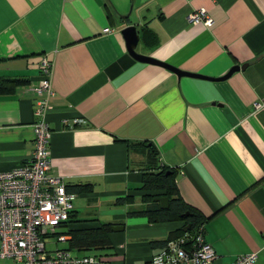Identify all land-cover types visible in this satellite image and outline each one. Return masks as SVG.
Returning a JSON list of instances; mask_svg holds the SVG:
<instances>
[{
	"label": "crops",
	"instance_id": "crops-1",
	"mask_svg": "<svg viewBox=\"0 0 264 264\" xmlns=\"http://www.w3.org/2000/svg\"><path fill=\"white\" fill-rule=\"evenodd\" d=\"M198 8L210 26L186 20ZM125 26L135 27L138 54L205 77L134 59ZM42 58L51 62L50 170L75 193L67 221L44 237L47 253L97 254L109 264L159 253L189 221L128 214L160 208L161 191L140 188L153 165L171 169L213 264L252 251L253 264H264V108H252L264 99V0H0V79L13 82L0 93V172L33 152ZM72 117L84 122L62 123ZM100 223L109 226L106 247L68 246L70 232ZM0 264L19 263L0 256Z\"/></svg>",
	"mask_w": 264,
	"mask_h": 264
},
{
	"label": "built area",
	"instance_id": "built-area-1",
	"mask_svg": "<svg viewBox=\"0 0 264 264\" xmlns=\"http://www.w3.org/2000/svg\"><path fill=\"white\" fill-rule=\"evenodd\" d=\"M186 20L205 27L212 24L203 8L190 11ZM104 28L103 32H109ZM35 96L32 114L39 117L31 125L33 152L20 166L0 172V256L19 264H109L97 254L73 256L66 249L47 253L44 237L68 219L74 192L66 191L62 177L51 173L49 165L50 130L45 114L52 96L51 62L39 61V78L32 88ZM253 109L264 108V99L252 103ZM84 122L81 117L63 119L70 126ZM189 229L166 240L163 249L144 264H213V248L202 239L200 227ZM264 252V235L260 247ZM256 252L236 256L227 264H253Z\"/></svg>",
	"mask_w": 264,
	"mask_h": 264
},
{
	"label": "trees",
	"instance_id": "trees-1",
	"mask_svg": "<svg viewBox=\"0 0 264 264\" xmlns=\"http://www.w3.org/2000/svg\"><path fill=\"white\" fill-rule=\"evenodd\" d=\"M13 85L12 80H2L0 79V93L5 92V89ZM152 149V146H149ZM154 153L153 151H151ZM148 169H156L155 172H146L143 173L142 181L140 188L146 190H155L158 189L161 191V195L167 197V207L164 209L149 208L146 207L145 210L140 212H128L129 215L138 213V214H147L150 219L154 220H168L172 217L185 219L189 221V230H192L193 221L195 213L187 215L186 217L180 216L182 213L186 212V207L178 202V198L175 197V185L172 180L171 169L158 166H150ZM152 197V196H151ZM153 205V204H152ZM154 206V205H153ZM190 210H187L189 212ZM191 216V218L189 217ZM67 221V220H66ZM109 226L105 223H100L98 227L87 230H80L70 232V239L68 241V246L72 248H81V249H103L108 244L106 232L108 231ZM188 230V231H189ZM183 231L177 233L176 236L181 234ZM174 236V237H176Z\"/></svg>",
	"mask_w": 264,
	"mask_h": 264
},
{
	"label": "water",
	"instance_id": "water-1",
	"mask_svg": "<svg viewBox=\"0 0 264 264\" xmlns=\"http://www.w3.org/2000/svg\"><path fill=\"white\" fill-rule=\"evenodd\" d=\"M120 33L122 34V36L125 39L126 49H127L128 54L131 57H133L134 59H136L138 61H141V62H147V63H150V64H154V65H158V66H162V67H167L169 69L174 70V72L177 75H188V76H195V77H205V76H202V75L196 74V73H192L191 74L189 72H183V71L178 70V69H176L174 67L168 66L167 64L159 62V61H157V60H155V59H153V58H151L149 56L138 54L135 51V46H136V43H137V34H136L134 26H125L124 28H122L120 30ZM243 65L244 64H242V65H233V66H231L229 68V70L225 74H223L222 76H219L217 78H212V79H224L232 71H236V70L242 68ZM153 201H157L160 208H166L167 207V202L168 201H167V197H165V196L155 197V198H153ZM181 215L187 216V215H191V213L186 211V212L182 213ZM111 229L112 230H120V229H122V227L121 226H112ZM187 229H189V224H186L182 228V231H186Z\"/></svg>",
	"mask_w": 264,
	"mask_h": 264
},
{
	"label": "rangeland",
	"instance_id": "rangeland-1",
	"mask_svg": "<svg viewBox=\"0 0 264 264\" xmlns=\"http://www.w3.org/2000/svg\"><path fill=\"white\" fill-rule=\"evenodd\" d=\"M45 246H46V244H45ZM45 248H46V247H45ZM54 249H55V248H54ZM54 249H53V250H54Z\"/></svg>",
	"mask_w": 264,
	"mask_h": 264
}]
</instances>
